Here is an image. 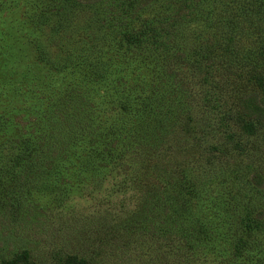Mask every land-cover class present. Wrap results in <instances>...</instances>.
I'll list each match as a JSON object with an SVG mask.
<instances>
[{
	"label": "rangeland",
	"instance_id": "1",
	"mask_svg": "<svg viewBox=\"0 0 264 264\" xmlns=\"http://www.w3.org/2000/svg\"><path fill=\"white\" fill-rule=\"evenodd\" d=\"M85 1L79 10L67 8L78 12L60 34L63 50L69 54L76 36L79 42L94 31L80 34L81 13L96 14L102 31L95 33L110 35L113 44L124 30H110L113 19L128 23L134 43L125 47L123 42L121 50L107 48L114 66L137 89L163 85L182 103L169 115L176 116L173 127L188 133L183 146H191L190 157L165 150L170 159L160 158L162 148L145 152V141L130 137L131 108L126 113L114 108L103 89L91 83V69L79 67L73 74L66 59L46 70L32 65L33 52L23 32L29 30L26 17L37 12L38 3L0 0V166L14 171L0 190V264L23 251L34 264H62L70 254L85 264H264V0H181L192 4L184 17L178 7L181 22L168 19L176 10L170 1ZM62 15L59 11L56 18L60 21ZM187 16L201 20L188 22ZM163 25L171 29L162 39L157 32ZM141 29L147 33L142 35ZM147 36L167 42L166 50L177 49V59L186 58L189 64L187 70L172 62L173 80L163 79L162 69L146 72L141 65L153 62L143 48L156 44ZM27 69L36 79H27ZM256 73L260 91L248 78ZM243 89L250 91L243 97L249 101L246 121L237 118L240 111L234 106ZM74 111L85 119L77 121L82 141L76 136L68 140L76 126ZM55 116L60 123L52 125ZM123 124L127 132L118 129ZM176 136L182 144L181 134ZM28 140L35 157L31 161L39 163L32 173L24 172L23 155L15 168L11 165L13 148L23 151ZM185 158L194 163L188 164L192 168L197 161L195 173L183 165ZM175 161L182 172L167 174L175 170L169 167ZM165 175L181 183L180 189L192 186L186 210L174 211L163 201L170 199L162 187ZM141 193L152 194L147 205L140 202Z\"/></svg>",
	"mask_w": 264,
	"mask_h": 264
},
{
	"label": "trees",
	"instance_id": "2",
	"mask_svg": "<svg viewBox=\"0 0 264 264\" xmlns=\"http://www.w3.org/2000/svg\"><path fill=\"white\" fill-rule=\"evenodd\" d=\"M63 1L64 0H36V2L38 3L37 12L35 14L31 13V17H28V18L26 17L25 23L28 22L29 30L23 32V38L24 40L28 41L30 48L33 52L34 63L33 62H30V63L34 66L39 65L41 69L45 68L44 70H46L48 69L49 66L52 67L54 62L61 64L62 61L66 59L67 62H72V66L70 70H72L71 72L73 74L76 72V68L78 69L79 67L81 68L85 67V69H91V75L93 76L91 83H93L96 87L99 85L103 89V95L105 96L106 99L112 101L114 108L118 107V109L124 113H126V111H129V109L131 108V113L135 119L133 120V123H130L131 126L129 130L134 133V135L130 137L132 138L138 137V141L142 138V140L145 141L144 142L145 152H146V148H147V151L149 149V155H150L151 153H155V152L158 153V149L162 148L164 149L162 150L164 154L160 153V158H162L163 156L169 155L167 153L170 151L175 152L177 150L182 151L185 154V156L187 155L189 156L190 154L188 153V150L191 149V146H188V144L183 146L185 141L188 139L189 135L182 126L173 127L171 125V120H174L176 116L171 117L169 115L171 110H173V107L175 108L177 105L182 106V103L179 104L178 101H175L173 99L175 95H173V98H172L171 90L168 91L167 89L164 88L163 85L160 88H157L156 86L152 87L149 89V91L147 90L146 92H143L141 89H137V86L133 84L131 80L129 81L123 80L124 75L120 76L121 69L116 68L114 66L115 58L110 57V51L107 48H109L110 50L111 48H116L118 50L119 46L123 45L122 44L123 42L125 43V47H127L126 45L128 44L134 43L135 38L132 39L133 37L131 38L127 31L131 29L128 26V23L124 22L122 24H119L117 21V18L113 19V22L110 24V30L118 31V30L124 29L122 30L123 32L119 35L118 39L116 40V43L113 44L110 41V38H109L111 37L110 35H103L102 33L100 35H97L95 33L96 31L97 32L102 31V28L100 27V25H97L95 23L96 17H97L96 14H92L91 17H89L81 13L83 23L79 25V29H81L80 34L83 35L87 31L93 30V28H94V31L91 34L84 35V37H82V40L79 42H78V36H76L74 38L75 41L74 40L71 41L73 45L69 43L71 47L68 51L69 52L68 54L66 50H63L64 46L66 45H65L64 40L61 39L60 34L62 33L63 29L70 27V22L72 24V22L75 20L76 18L75 12H78V11L71 12V11H68L67 8L68 9L72 8V6L74 5L73 10H77V9L79 10L80 7L84 6V2L86 1L85 0H65L66 5L62 3ZM122 1H125L128 4H135L136 0H122ZM137 1L141 3H145L147 1H152V0H137ZM161 1H166L167 3H169L170 1L175 4L176 10L174 11V13L169 14L167 16L168 19L172 20L173 22H181V19L179 17L180 14H179L178 7L182 8V15L184 17V13H186L191 8V5H192V4L184 3L185 1H181V0H161ZM153 4H154V0H153ZM157 4L159 5V3ZM59 11L62 12L63 14L61 17L62 20L60 21L56 18V15L58 14ZM64 16L65 18H63ZM185 18L187 19L188 22L198 19L197 16L192 17V18L187 16ZM48 19H50L49 20L50 22L48 24V28H46ZM173 19H176V20H173ZM198 20H201V17H199ZM67 21H69V24L66 23ZM109 21L110 22L112 21L111 16H109ZM167 21L164 20V22H167ZM118 26L122 28H118ZM44 27L46 28V30L44 29ZM62 27H65V28H62ZM168 29H171V28H168L167 26L163 25L160 28V30L157 32L159 33L158 36L161 35L162 39L165 36H169L170 33ZM49 31H50V34H48ZM151 31H153V29H151ZM66 33H68V31ZM139 33H141L142 35L143 34L145 35V33L147 32L144 29H141L139 30ZM149 33H152L151 35H156V32H149ZM137 37H139L138 34H137ZM148 37H151L149 38L148 41L155 40L156 44L155 45L151 44V47L150 46L145 47V48L139 47L140 49L141 48L146 49V50L149 49L151 57H152V62H153L152 66H148V64L141 65L146 72L151 73L153 70L157 71V69L159 70L162 69L163 79L169 80L171 78L173 80V72L175 69L174 68L175 64L176 65L177 63L182 64V66H184L183 70H187L189 64L186 62V58L183 61L182 59H177L178 57H181L180 56L181 53L177 49L174 50V53H173V51L169 48L166 50L167 42H165L164 44H161L159 43V41L157 40L155 36L153 37L147 36V38ZM137 41H138V38H137ZM170 42L173 43L174 41L170 40ZM77 47L80 49L79 52H78ZM139 48L137 49V51H139ZM72 53L74 56L71 55ZM83 53L85 54V56H83ZM133 56L137 62L141 61L138 55L133 54ZM75 58L80 59L81 62L73 61ZM84 59H85V62H83ZM172 62H174L175 64L173 65ZM31 64L25 65L26 67L24 69L26 70V68L31 66ZM88 66H93V67L89 68ZM190 67L194 70L193 66H190ZM170 70H171L172 75H170ZM179 71L180 70L177 68V73ZM26 74H27V77L31 75L27 79H31V80L36 79L34 76H32L29 69H27ZM251 77H252L253 82L251 83L248 81L249 79H246L245 80L246 87H249L248 83H251V86H255L258 89V91H260L262 89V84L260 82L259 73L251 74L248 78H251ZM192 78L193 77L191 75V79ZM245 89L239 92L237 96L235 95V99H234L236 101V105H234L236 108L235 110L240 111L239 116H237V118L240 119V117H242L244 121H246L245 120L246 110H249L247 109V107H245V106H248L249 101H246L244 98L248 97L247 95L250 94V91L249 93H244L246 92ZM167 93H168V96H167ZM113 101L115 102V104ZM188 105H189V102L188 104H186V106ZM158 107H160V109H157ZM25 110H30V106H29V109L27 106ZM70 114L74 120L72 125L73 126L76 125V126L74 129V132L68 138V140L73 141L74 136H76L78 140L81 139L82 141L83 134L81 133V128L80 126H78L79 123L77 121L78 120L83 121L85 119L82 116L78 117L80 113L76 111ZM255 115L258 116V113L255 112ZM156 117L163 120V123L160 124ZM58 119H59L58 116L53 117V120L51 122L52 125H54ZM58 123H60V119ZM67 123H68V119L64 118V124H63L64 129L67 127V125H65ZM148 123L152 124V127L150 129L151 132L149 134L145 132L147 131L146 125ZM118 129H121L122 131L127 132V130L124 128V124ZM139 130H142V133L143 132L145 133H143L142 135L141 133H139ZM45 131H47V129ZM177 133L181 134L182 144L178 143L179 140H178V137L176 136ZM174 137H175V140H174ZM47 138L48 140L51 139L50 137H47ZM29 141L30 140L26 141V148H24L23 151H20L21 150L20 148H16V147L13 148L14 151L11 154L16 155L14 156L16 159L11 161V165L14 167L15 163L18 164L17 161L20 159V155H23V158H21L23 160V162L21 163V165L23 166V170L24 172L32 173L36 168H38L39 163H34L35 161H31V159H35V157L32 156L31 149L27 148L28 147L27 143ZM21 142L22 141H19L18 143H21ZM24 143L25 141H23V144ZM49 144H52V143L49 142ZM43 147L47 149L45 145ZM165 150L168 152H166ZM49 151L50 153H52L54 150H49ZM149 155L147 156L148 158H149ZM169 159H170V155H169ZM176 162L177 161L171 163L169 166V167L173 166L175 170L167 174H173L177 172V170H180L178 169L179 167H176ZM184 164L188 167V169H192L194 173L197 171V167H196L197 161H196L194 168H192L194 163L190 160H187V158L184 159L183 165ZM188 164H190L192 167L189 166ZM147 170H153V169L148 167ZM13 172L10 170V168L8 169L5 166H0V173H1L0 174V178H1L0 179V188H1L0 190L2 191L5 190L6 188L5 183L7 182L8 177ZM180 172L182 171L180 170ZM162 184H164L162 186L164 190L169 191V195L168 194L167 195L168 197H170L169 200L164 199L163 201L172 205L174 211L183 210V209L186 210L188 200L193 195L192 191H190L192 186L191 185L189 187L185 186L183 189H180L182 184L179 183L177 180L172 179V177H169L168 175H165V179L163 180ZM140 196L142 198L140 202L142 204L147 205L146 199L151 198L152 194L141 193ZM170 215L171 214H168L166 218L170 217ZM14 260L18 261L20 264H34L29 259V256L27 252L25 251L16 255ZM13 261L11 262L6 261L5 263L14 264ZM84 261L85 260L78 258L75 255L70 254L66 256L62 264H85Z\"/></svg>",
	"mask_w": 264,
	"mask_h": 264
}]
</instances>
